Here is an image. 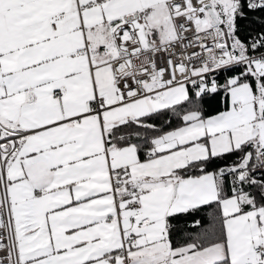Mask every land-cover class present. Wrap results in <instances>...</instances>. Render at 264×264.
<instances>
[{
    "label": "snow or ice",
    "instance_id": "obj_1",
    "mask_svg": "<svg viewBox=\"0 0 264 264\" xmlns=\"http://www.w3.org/2000/svg\"><path fill=\"white\" fill-rule=\"evenodd\" d=\"M0 264H264V0H0Z\"/></svg>",
    "mask_w": 264,
    "mask_h": 264
}]
</instances>
